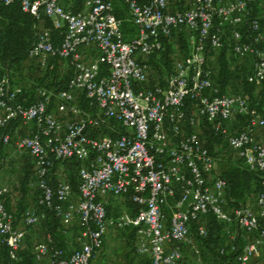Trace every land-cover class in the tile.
<instances>
[{"label": "built area", "instance_id": "1", "mask_svg": "<svg viewBox=\"0 0 264 264\" xmlns=\"http://www.w3.org/2000/svg\"><path fill=\"white\" fill-rule=\"evenodd\" d=\"M62 1L0 0L4 6L18 3L35 19L43 14L61 35L54 45L51 29L38 24L27 60L45 69L58 58L71 70L65 89L36 87L31 102L20 101L22 88L0 75V130L14 120L33 127L15 142L14 154L33 160L36 205L53 209L64 227L74 219L79 226L77 248L56 249L46 235L33 247L35 262L92 264L108 229L114 227L135 229L136 252L149 264H182V245L198 254L189 238L191 224L213 216L253 235L226 263L250 264L256 251L264 252V192L252 204L228 209L227 182L214 175L215 158L198 126L207 123L264 188V142L256 136L264 130V119L250 108L246 94L221 93L211 78L212 56L206 54L208 47L222 48L228 27L231 53L249 60L247 82L262 85L264 29L251 18L250 7H264V0H191L186 9L173 12L168 0H124L137 32L130 41L124 40L113 0H83L77 12L66 10ZM247 21L252 35L244 40L238 27ZM182 29L189 32V52L173 58L163 84L156 78L149 85V60ZM237 118L245 120V127L231 133L228 124ZM2 141L9 145L10 136ZM72 160L79 165L76 192L67 181H56L52 189L47 179L54 164ZM9 193L0 179V244L16 261L24 232L13 226V216L5 208ZM109 198H128L136 210L108 218ZM43 217L27 210L21 222L35 227ZM197 231L201 237L207 235L203 225Z\"/></svg>", "mask_w": 264, "mask_h": 264}, {"label": "trees", "instance_id": "2", "mask_svg": "<svg viewBox=\"0 0 264 264\" xmlns=\"http://www.w3.org/2000/svg\"><path fill=\"white\" fill-rule=\"evenodd\" d=\"M82 2L83 0H68L63 1L62 5L66 10L77 12L82 8ZM180 2H183V0H168L170 11H180L182 9ZM113 7L115 16L122 21L121 30L124 40L130 41L136 36L137 32L130 21L124 0H113ZM250 13L251 18H256L252 12ZM38 24L43 25L47 29H51V38L54 45L60 43L61 35L52 29L50 20L43 14L40 15L39 19H35L29 14L22 12L18 3H13L8 6L0 5V75L7 77L20 75L22 74L21 71L27 66L29 71H35V69L42 71L39 76L34 78L30 77L32 78L30 79L33 82L32 84L35 83L34 89L36 87H45L54 88L55 91L63 90L71 76V70L66 61L57 58L50 62L52 64L51 68L47 66L45 69H40L34 61L27 60L28 51L36 41V27ZM238 28L243 34L244 40L252 35L249 30L248 21ZM227 29L229 30L228 27ZM229 32L230 30L226 31V34L229 35V40H227L225 33L223 34V46L221 49L216 51L209 49V47L206 49V54L212 56V60L210 61V66L212 67H209L212 72L211 78L214 84L219 86L221 93L232 91L231 89L234 86L240 87L241 92L248 96L250 108L259 113L264 119V83L259 87H255L247 82L250 67H231L229 55L231 53L232 41ZM185 46H187V43L181 32L173 35L171 40L165 42V49L160 53L159 62H154L155 69H159L161 65H165L169 69L172 64V54L177 52L179 48L184 49ZM24 98L27 99V102L34 101V90L32 97H29L26 91L23 90L19 100L22 101ZM19 128V121L14 120L0 130V151L4 145L2 141L3 136H11L10 142L11 139L13 142L12 132L18 131ZM200 128L202 129L200 134L201 138L205 141V146L208 151L213 154L217 137L213 135V131L207 123L201 124ZM18 132L20 133L21 130ZM21 163L20 175L16 184L4 200L6 210L13 216L14 227L17 221L22 220L26 212V199L29 193L33 192L36 197L38 195V190L33 185L35 182L33 160L30 157L23 156ZM59 166L64 167L66 181L71 185L74 192H76L78 184L76 171L79 165L74 160L56 162L54 164L51 171L52 176L47 179L50 187L52 189L55 188L56 180L54 176H56V170ZM220 177L228 185L225 193L228 209L243 207L252 200L254 201L256 195L264 192V188L261 186L257 174L250 172L238 159L234 161L228 170L222 172ZM249 196L252 197L251 201H249ZM122 200L125 209L128 212L134 213L136 210L135 205L128 198H122ZM110 210V207H107L108 218L115 219L121 214L115 210ZM39 211L44 214L43 219L39 223V236L43 235V239L46 235L50 236L52 244L56 249L67 247V240L64 234L67 230L59 218L56 217L54 210L39 207ZM166 212L168 213L167 210ZM199 225L205 227L207 233L205 237L198 235L197 227ZM225 226L223 223L216 221L213 216H207L191 224L189 237L197 240L203 250L205 249L206 251H204L211 257L214 264L231 262L253 238V235L248 234L237 225H234V237L224 245L222 238L224 236ZM76 228L78 233L79 226ZM122 231L125 232L126 251L121 257L120 264H149L150 261L147 257L140 256L136 252L135 229L126 228ZM73 244L75 245L74 248H77L76 242ZM33 247V244L28 243L26 249L17 252L16 261H12L7 246L0 244V264H36L32 254Z\"/></svg>", "mask_w": 264, "mask_h": 264}, {"label": "rangeland", "instance_id": "3", "mask_svg": "<svg viewBox=\"0 0 264 264\" xmlns=\"http://www.w3.org/2000/svg\"><path fill=\"white\" fill-rule=\"evenodd\" d=\"M63 1H68V0H63ZM189 3H190V0H183V2H180L181 8H182L180 11L186 9L190 5ZM229 30L227 29V27L224 29V33H225V36L227 37V40H229V35L226 34V31H229ZM181 33L183 34L184 39H186V37L189 34L188 30H186V29H182ZM189 50L190 49L188 48V46H185L184 49L179 48L178 51L176 52V54L174 55V57H172V60H173V58L175 59V58L185 57L187 55V53L189 52ZM88 52L90 53L91 51L89 50ZM159 57H160V55L156 56L154 58H151L149 60V64L153 68V70L149 74V84L155 83L156 78H158L159 79L158 81L161 84H163L164 79L169 75V73L172 70L171 69L172 66H170V68L167 69V67H165V65H161L159 69H155L154 62L158 63ZM229 59L233 60V62H235V63L240 61V58L234 57L232 53H230ZM210 65L211 64H209V67H212ZM33 71H29L28 67L26 66L21 71L22 74L12 75L10 77L8 76L11 85L14 87H21L22 90L26 91V93L29 97H32V92L34 90L33 87L35 86V83L32 84L33 82L30 80L32 78H30V77H33V78L37 77L42 72V71H39L37 69H35L34 72ZM31 73H32V75H30ZM231 90L232 91H229V92L232 94L242 93L240 90V87H238V86L232 87ZM232 125H236L238 127V131H239L240 129H243L245 127V120L241 119V118H239V119L237 118L235 120V122H232ZM19 126H20V128L18 129V131L21 130V132L19 133L18 131H13L12 132L13 133V136H12L13 142L11 139L10 144L9 145H3L2 149L0 151V178L4 182L6 181L7 183H8V180H10L12 183L11 184L12 189H13V186L16 184V181L19 177V171H18V164H17L18 158H16V159L11 158L10 157L11 153H14L15 142L18 139L22 138L23 136L30 134L32 131V128H33L31 125H24L20 121H19ZM200 127H201V123H199V126H198V129L201 132L202 129ZM260 134L262 136H264V130H261ZM10 138H11V136H10ZM215 146H216L215 147L216 150H214V152L212 154L213 157L215 158L214 175L220 176L222 174V172L228 170L233 165L234 161L237 159L235 158L234 153L232 151H230L227 144L222 139L217 138V142H216ZM24 156L29 157L28 155H24ZM55 175L56 176H54V177H55L56 181H66L67 180L65 172H64V167L59 166V168L56 170ZM12 179H14V182H12ZM26 200H27L26 211L27 210H31V211L34 210L40 214L42 213L39 211V207L36 206V195L33 192L29 193V196L27 197ZM251 200H252V197H250L249 201H251ZM252 202H253V200L250 202V204H252ZM168 204L170 206H173L172 201H169ZM108 207H110V209H111L110 211L115 210L117 213H122L123 211H127L124 207L123 200L121 198H109ZM167 211L169 213L168 209H167ZM168 213L166 212V216L168 215ZM76 222H77V220L74 219L70 223V225L66 226L65 229L67 230V232H69V231H71V232L73 231V233L75 232L74 230L76 229V227L78 225ZM234 225H236V224L225 226L224 236L222 238L224 245H226L229 241H231L232 237H234V234H235V229L233 228ZM17 227H24V230L27 232L28 235H34V234H37V232H35L34 229H38L39 224L35 227H25V226H23L21 220H19L15 224L16 229H17ZM124 233L125 232H123L122 230L116 229L114 227L113 228L110 227L108 229L107 236H106V239L104 241V246H103L101 252H99L92 259L91 263L92 264H120L121 257L123 255V253L126 251ZM37 235L39 238L40 237L39 234H37ZM70 235H71V233H70ZM42 240H43V235H41L38 242H41ZM190 241L192 242L193 246L196 249H198V254L193 252L191 246L182 245L181 246V249L183 252V263L182 264H214L212 262L211 257L208 255V253L205 252L206 251L205 249H204L205 251L203 250V248L200 246V244L197 242V240L190 238ZM71 246H74V244L72 243ZM70 249H72V248H70Z\"/></svg>", "mask_w": 264, "mask_h": 264}, {"label": "crops", "instance_id": "4", "mask_svg": "<svg viewBox=\"0 0 264 264\" xmlns=\"http://www.w3.org/2000/svg\"><path fill=\"white\" fill-rule=\"evenodd\" d=\"M222 1H223V3H225V2L230 1V0H222ZM190 3H191V0H190ZM250 12H252L255 15V17L259 20V23H260L261 27L264 29V22L262 23V21H264V7L263 6L259 7V6L253 5V6L250 7ZM229 61H230L231 67H233V68H235V67H237V68H242V67L249 68V60L247 58H240V61H238L236 63L233 62V60H231V59H229ZM228 129H229V131L231 133H234V132L238 131V127L236 125H232V123L228 124ZM256 136H257V139L259 141L264 142V136H262L260 134V132H257ZM215 150H216V148H215ZM13 154L14 153H11L10 157L11 158H15V159L18 158L17 164H18V171H19V175H20V168L22 166L21 160H22L23 156L20 157V156H17L16 154H14V155ZM1 181H2L3 184H5L9 188V190L12 191V185H11L12 183H11L10 180H8V183L6 181L4 182L2 179H1ZM12 182H14V179H12ZM39 228L40 227H38V229H34L35 232H37V234L40 233L39 232ZM17 229H19V230L24 232V240L22 242V245H21L19 251H22V250L26 249V246L28 245V243H31L33 245L39 243L38 240H39V238L41 236L38 238L37 234L28 235L27 232L24 230V227H17ZM76 229L74 230L75 231L74 233H73V231L71 232L69 230H68L69 232L65 231V233H64L65 234V238L67 240V247L68 248H72L73 249L75 247V245L74 246H71V245H72V243L75 242V236L77 234V230ZM70 233H71V235H70ZM36 264H46V262L45 261H41V262H38ZM250 264H264V252H262L261 250L256 251V253L254 254Z\"/></svg>", "mask_w": 264, "mask_h": 264}]
</instances>
